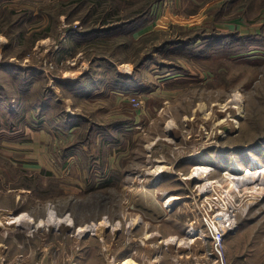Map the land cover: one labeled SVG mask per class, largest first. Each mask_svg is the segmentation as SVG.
I'll list each match as a JSON object with an SVG mask.
<instances>
[{"label": "rangeland", "instance_id": "1", "mask_svg": "<svg viewBox=\"0 0 264 264\" xmlns=\"http://www.w3.org/2000/svg\"><path fill=\"white\" fill-rule=\"evenodd\" d=\"M239 168L264 170V0H0V264H121L130 223L226 209L228 263L264 264Z\"/></svg>", "mask_w": 264, "mask_h": 264}, {"label": "crops", "instance_id": "2", "mask_svg": "<svg viewBox=\"0 0 264 264\" xmlns=\"http://www.w3.org/2000/svg\"><path fill=\"white\" fill-rule=\"evenodd\" d=\"M155 25L157 23L141 30L139 35L153 32ZM134 37L137 38V34ZM152 221L142 220L138 224L130 223V227L119 232L120 237L126 236L127 241L132 243L125 250V258L132 257V264H219L210 255L212 251L208 247V240L198 236H190V229H185L182 232L171 229L162 233L160 228L162 224L160 222L154 224ZM13 233L14 231L7 232V238H13ZM236 233L232 232L230 236L237 235ZM42 250L46 251L47 249L42 248ZM45 254L46 252H44ZM28 262L29 260H25L24 264ZM35 263L42 264V260L40 259ZM9 264H19V259L14 258L10 260ZM51 264H55V262L53 261ZM76 264H80V260Z\"/></svg>", "mask_w": 264, "mask_h": 264}, {"label": "built area", "instance_id": "3", "mask_svg": "<svg viewBox=\"0 0 264 264\" xmlns=\"http://www.w3.org/2000/svg\"><path fill=\"white\" fill-rule=\"evenodd\" d=\"M237 214L232 209L215 212L204 217V230L190 228V236L202 237L211 242V256L219 264H228L225 257V245L228 236L236 228Z\"/></svg>", "mask_w": 264, "mask_h": 264}, {"label": "bare ground", "instance_id": "4", "mask_svg": "<svg viewBox=\"0 0 264 264\" xmlns=\"http://www.w3.org/2000/svg\"><path fill=\"white\" fill-rule=\"evenodd\" d=\"M237 111V110H236ZM198 169H200V168H198ZM202 170H208L209 168L208 167H202L201 168ZM264 170H260L259 171V169L258 168H254V170H252L251 172H249L250 174H252V173H254L256 176H261L264 172H263ZM237 175L236 176H249L250 174L249 173H246V171H244L243 169H241V168H239V169H237ZM201 174V173H200ZM176 201V197H173V198H171L170 200H168V202H167V205L168 206H171L172 205V201ZM24 219H26L25 218V216H21V217H12L11 219H10V221H9V223L8 224H17L18 222H20L21 223V221H24ZM53 220H56V219H53ZM31 221V220H30ZM24 223V222H23ZM26 223H28V222H26ZM132 257H129L128 259H126L124 262H123V264H132V259H131Z\"/></svg>", "mask_w": 264, "mask_h": 264}]
</instances>
